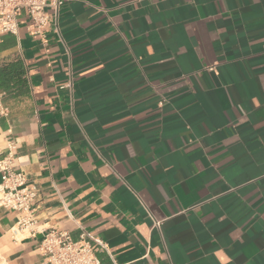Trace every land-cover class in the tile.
Listing matches in <instances>:
<instances>
[{
  "label": "crops",
  "instance_id": "0c3cea01",
  "mask_svg": "<svg viewBox=\"0 0 264 264\" xmlns=\"http://www.w3.org/2000/svg\"><path fill=\"white\" fill-rule=\"evenodd\" d=\"M0 91L40 187L32 230L0 205V264L54 227L104 264H264V0H67L3 36Z\"/></svg>",
  "mask_w": 264,
  "mask_h": 264
},
{
  "label": "built area",
  "instance_id": "2783aa9c",
  "mask_svg": "<svg viewBox=\"0 0 264 264\" xmlns=\"http://www.w3.org/2000/svg\"><path fill=\"white\" fill-rule=\"evenodd\" d=\"M66 1L0 0V42L6 33H18L23 22L31 34L45 37L50 28L58 26L59 11ZM7 112L0 91V116ZM17 153L16 139L6 135L0 144V205L20 213L16 223L18 229H30L35 223L40 187L29 182L23 169L16 168ZM40 250L41 264H104L96 254L97 248L84 233L74 239L69 231L62 228L54 227L48 231Z\"/></svg>",
  "mask_w": 264,
  "mask_h": 264
}]
</instances>
